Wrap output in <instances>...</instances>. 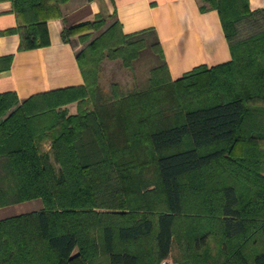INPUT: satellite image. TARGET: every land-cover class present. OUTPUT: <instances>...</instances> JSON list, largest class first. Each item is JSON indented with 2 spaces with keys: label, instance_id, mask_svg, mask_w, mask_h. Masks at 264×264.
I'll list each match as a JSON object with an SVG mask.
<instances>
[{
  "label": "trees",
  "instance_id": "trees-1",
  "mask_svg": "<svg viewBox=\"0 0 264 264\" xmlns=\"http://www.w3.org/2000/svg\"><path fill=\"white\" fill-rule=\"evenodd\" d=\"M5 1L29 50L49 45L68 0ZM199 4L218 12L231 61L172 81L153 30L97 17L61 35L84 44L82 86L0 94V208L43 204L0 220V264H161L173 247L178 264H264V8ZM107 58L130 85L103 88Z\"/></svg>",
  "mask_w": 264,
  "mask_h": 264
},
{
  "label": "crops",
  "instance_id": "crops-1",
  "mask_svg": "<svg viewBox=\"0 0 264 264\" xmlns=\"http://www.w3.org/2000/svg\"><path fill=\"white\" fill-rule=\"evenodd\" d=\"M199 5V0H68L60 5L59 16H50L46 21L49 45L19 50V34L10 32L19 27L13 5L0 2V58L13 57L10 68L0 72V94L15 93L22 103L34 95L82 86L78 49L74 43L63 42L61 35L65 25L92 22L97 17L107 20L106 27L118 21L126 35L153 30L172 81L196 67L212 68L231 61L218 12H201ZM249 6L252 11L263 9L264 0H249ZM70 105L77 103L65 108ZM27 203L36 205L34 211L43 208L39 199L0 208V220L33 212H21ZM170 259L164 262L170 263Z\"/></svg>",
  "mask_w": 264,
  "mask_h": 264
},
{
  "label": "rangeland",
  "instance_id": "rangeland-1",
  "mask_svg": "<svg viewBox=\"0 0 264 264\" xmlns=\"http://www.w3.org/2000/svg\"><path fill=\"white\" fill-rule=\"evenodd\" d=\"M100 34V32L93 34L92 39H94L96 36H98ZM74 45L76 46V48L78 49V51L80 49H82V47L84 46V44H80L78 43L77 40L73 41ZM103 69H102V73H101V85L103 86V88L105 90H108L110 88V86L113 83H118L124 87L128 86L131 84L132 80L129 77V73L127 72V70L122 66L121 62L118 60H110V59H105L103 64ZM143 77H147L146 74H143ZM69 108H66V110L68 111V113H75L77 112V105L76 106H68ZM48 147V146H46ZM36 205L34 203H27L24 204L23 209L21 210V212H24V210H36ZM14 209V210H13ZM18 209L16 208H12V211H16L17 212ZM26 212V211H25ZM14 214V213H12ZM177 255V250L175 247H173L172 250V254H171V259H170V263L167 262H162L161 264H178L176 261H174V257Z\"/></svg>",
  "mask_w": 264,
  "mask_h": 264
}]
</instances>
